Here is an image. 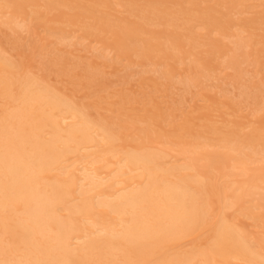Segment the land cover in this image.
<instances>
[{
    "label": "bare ground",
    "instance_id": "1",
    "mask_svg": "<svg viewBox=\"0 0 264 264\" xmlns=\"http://www.w3.org/2000/svg\"><path fill=\"white\" fill-rule=\"evenodd\" d=\"M40 1L0 0L2 24L21 30L17 20L30 7L32 21L51 23L64 44L77 27L117 59L136 54L165 67L156 72L166 84L199 85L170 62L189 60L187 69L202 76L218 69L220 57L235 99L257 102L264 92V82L242 84L240 68L250 63L264 78V28L256 32L264 17L234 22L229 15L251 0H48L46 10L56 12L48 19ZM252 1L264 13V0ZM195 23L204 34H194ZM235 25L240 34L229 36L236 37L229 49L212 39ZM4 53L0 48V264H264L263 109L250 126L247 115L216 121L201 109L163 125L157 100L137 109L119 96L107 104L114 116L94 118L89 108L100 98L78 106ZM51 61L65 62L62 55ZM228 100L227 110L237 112L238 102Z\"/></svg>",
    "mask_w": 264,
    "mask_h": 264
},
{
    "label": "rangeland",
    "instance_id": "2",
    "mask_svg": "<svg viewBox=\"0 0 264 264\" xmlns=\"http://www.w3.org/2000/svg\"><path fill=\"white\" fill-rule=\"evenodd\" d=\"M46 3H48V0H41L38 5H41V11H43L45 18L48 19L56 14V12L46 10ZM183 5L187 6V4ZM209 5H212V3ZM257 5L258 3L256 1L251 0L249 1V8L242 9V7H238L235 9L236 11L233 10L234 12L230 9L229 15L234 22L247 19L259 20L261 17H264V13H260V8L257 7ZM202 6L204 5L202 4ZM225 7L226 5L220 8L222 13L227 12ZM30 9V7H27L25 13L17 20L18 24L19 21L24 23L25 27L21 30L19 27L15 28L18 26L15 23L12 25L14 29L6 27L8 25H3L2 22L7 21V18H3L4 11H0V43L2 44H0V48L5 52L4 56H12L25 63V66L27 64V67L29 66L28 68H31L39 77L59 89L63 94L69 96L78 106H92L97 102L98 98H100L103 101L101 104L89 108V112L94 118L114 116V114L107 110L109 109L107 104L117 102L119 96H126L127 98L135 100L136 102L133 103L134 107L137 109L141 108V105L151 98L157 100L160 102V108L163 112V125L171 120H173V122H179L193 109H201V111H209V114L213 116L212 119L216 121L221 120L219 117L220 115L227 120L234 119L237 114L238 116L247 115L248 117H246L251 120L248 124V126H250L254 120V117L251 115L256 116V113L260 115L262 113L261 109L264 111L263 90L259 92L261 94L263 93L262 95L258 93L259 96L257 94V102L250 99L238 101L239 99L237 100L234 98V95L238 93V89H236L235 85H230L227 79L223 80L224 75H231V70L227 69L224 63V60L226 61L224 58L219 57L214 60V63L218 66L216 71L204 73L202 76L199 73L194 74L190 72V67H192L193 63H190L189 60H185L179 66L170 62L169 66H171V69L173 66H176L179 70L178 73L181 72L183 76L191 74L190 77L195 76L199 81L198 86L188 85V87H185V85L183 86L175 83H172L174 85L170 84L172 85L170 86L166 84L162 77H160L161 75L156 72L160 70L164 71V69H166L165 67L148 66V61L140 60L136 57V54H130L128 57L129 60L124 58L117 59L113 52L108 54V51L105 49L106 44L96 43L90 40V38L87 40L82 38V32L77 27L72 28L73 31L68 33L73 36L70 42H68V44L65 42L64 44L60 41L59 36L53 35V32L50 31L49 27L51 23L47 22L36 25L32 21L33 17L29 14ZM114 10L116 12H122L125 11L126 8L114 6ZM64 11L68 12L66 10ZM121 15L127 17L126 12ZM192 26L195 35L204 34L205 31L201 28L199 23H195ZM237 26L238 25L230 27L228 36L213 32L211 37L220 46L224 45L229 49L232 47L231 43L236 41V37L232 38L229 36H236L237 33L240 34V30L238 31L239 26ZM263 28V25L256 24L257 34H263L261 31ZM167 29L170 30L171 28L169 27ZM247 34L248 33L241 34L243 40L244 37L246 38ZM9 41H12V43L14 41L15 43L12 44ZM243 49L244 48H241V51H243ZM238 53L236 52L237 56H239ZM60 55L64 57L65 61L61 64V67L57 64V66L50 65L52 62L51 60H53L55 64V61H57ZM241 58L240 56L238 57L240 62L242 60ZM47 64L53 67H49ZM249 64L250 63L243 62L240 65L242 71L241 83L251 87L253 84L263 83V74L260 73L259 75L256 72L257 69H255L252 64ZM192 71L196 72L198 70ZM86 75L92 77V81L88 84L85 80ZM144 80L150 81L152 87H154L153 84H155L158 89L154 90L150 85H145V82H143ZM229 98L234 99L235 104H237L236 101L238 102L237 112L227 110V107L224 105L226 101H230L228 100ZM211 99L217 100L219 104H212ZM256 103L260 104L256 105ZM124 107H127V105ZM110 108H114V106L110 105ZM169 114H171L170 117L168 116ZM176 116L177 118L175 119ZM248 129L249 128L244 131H248Z\"/></svg>",
    "mask_w": 264,
    "mask_h": 264
}]
</instances>
